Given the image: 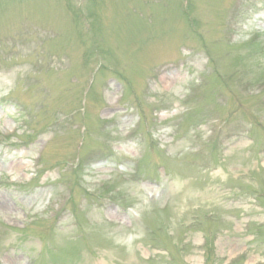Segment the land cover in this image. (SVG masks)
I'll use <instances>...</instances> for the list:
<instances>
[{"label":"rangeland","instance_id":"374dc122","mask_svg":"<svg viewBox=\"0 0 264 264\" xmlns=\"http://www.w3.org/2000/svg\"><path fill=\"white\" fill-rule=\"evenodd\" d=\"M0 264H264V0L0 1Z\"/></svg>","mask_w":264,"mask_h":264},{"label":"bare ground","instance_id":"6f19581e","mask_svg":"<svg viewBox=\"0 0 264 264\" xmlns=\"http://www.w3.org/2000/svg\"><path fill=\"white\" fill-rule=\"evenodd\" d=\"M167 81H165V83H166Z\"/></svg>","mask_w":264,"mask_h":264}]
</instances>
